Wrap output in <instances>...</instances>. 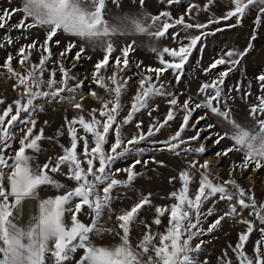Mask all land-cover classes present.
I'll list each match as a JSON object with an SVG mask.
<instances>
[{
	"label": "snow or ice",
	"instance_id": "snow-or-ice-1",
	"mask_svg": "<svg viewBox=\"0 0 264 264\" xmlns=\"http://www.w3.org/2000/svg\"><path fill=\"white\" fill-rule=\"evenodd\" d=\"M216 2L207 0L202 9L195 3L190 4L179 17H174L168 10L156 15L145 11L146 0H130L129 8L134 6L135 11L115 16L112 20L107 18L111 15L109 3L124 13L122 0H22L21 6L0 12V29L9 25L19 13L21 18L12 28L23 30V33L38 28L45 33L42 42L32 40L21 45L15 54L9 53L0 64V69L4 70L0 76L6 73L8 79L14 80L13 91H17V98L10 104L0 99V105L4 106L0 108V264H49V261L51 264H70L72 261L74 264H209L206 258L201 259L204 245L208 243L203 237L218 230L222 221L236 220L237 217H240L238 223L246 225V230L238 234L235 246L230 244L228 248L235 254L238 264H264V201L258 203L253 189L246 190L235 178L237 171L243 174L264 169V74L255 78L260 95L248 108L250 126L235 118L228 103L235 97H227L224 93L226 78L253 50L256 29L264 26V0H227L228 10L221 16H210L206 23L189 22L196 21L199 11H209ZM159 3L172 6L180 4L181 0H159ZM250 15L254 30L247 46L240 51H225L205 68L204 74L208 75L224 66L215 78L199 86L195 97L188 95L181 101L180 96L184 93L168 91L171 85L162 79L165 73L171 71L179 84L185 65L203 38L242 26ZM233 19L234 23H226ZM221 23H225V27L205 31L211 25ZM178 26L186 33L195 29L199 34H186L181 40L179 32L170 34V29ZM61 33L75 39L69 40L56 55L53 47L59 46L60 40H54V37ZM138 35L147 36L152 41L171 35L177 47L152 45L150 51L156 55L160 66H143L142 61H137L136 71L128 76L131 71L129 57L136 50V41L118 48L113 38ZM13 43L9 36L0 42V48ZM89 47L103 53L102 59L93 65L90 81L91 85L105 92L107 99L90 85L84 93V80L89 76L78 80L75 86H69V81L77 77L71 68L65 66L66 63L84 59ZM34 52L39 53L38 63L32 61ZM117 52L119 54L114 56L113 53ZM14 60L23 71L13 66ZM50 64L53 65L51 68ZM109 69H112L110 75ZM134 77L138 78V87L127 115L121 117L124 109L122 97ZM233 90L240 91L239 87ZM65 92L69 95H62ZM86 96L97 101L99 108L86 110ZM251 96L248 91L241 99ZM156 97L167 98L169 107L163 121L153 118L146 133L143 121H138L135 125L137 134L125 139L123 129L134 121L137 113L147 111L151 117L158 110V106L151 105ZM40 100L49 103L66 101L78 113L72 119L65 117L69 146L61 144V152L49 156L43 164L38 162V156L43 153L41 142L53 138L45 136L44 128L37 129L35 114L44 111L43 106L37 104ZM197 110H203V114L190 124ZM178 114L182 115L179 128L166 140H152L150 149L137 147L160 133ZM211 117L216 119L215 123L206 122L197 127ZM217 125L225 130L212 131ZM186 130H194L195 135L185 139ZM201 133H207L203 140H212L213 146L224 140L232 142L231 146L214 153L217 161L230 153L241 154L239 162L230 163L228 179L213 173L212 169L217 165L207 159L203 163L199 159L187 160V167L178 173L181 187L168 196L173 201L171 204L154 205L151 193L140 194L129 208L116 214L118 231L113 233L112 229L101 224L103 215L108 214L111 218L113 201L120 198L114 192L130 189L136 178L142 175L135 171L136 166L143 163L146 168L149 163L137 158L126 168H114L118 160L130 154L140 157L149 150L167 151L176 157H203L207 151L203 142L198 147H191L192 142L201 141ZM151 162L165 166L155 157ZM193 170L198 171V180ZM120 173H125L126 179H118ZM54 174L64 176L74 186L55 179ZM176 179L170 177L169 183ZM247 179L252 180V177ZM193 184L197 185L195 189L191 187ZM48 189H54L57 194L42 198L41 191ZM30 200L36 201V212L28 224L22 226L18 220L25 201ZM220 202H226V211L222 215H218L216 209ZM209 204L211 206L206 207ZM146 207L155 211L150 223L140 220ZM245 210L259 222V228L253 220L243 217ZM81 214L89 217L90 223L83 222L79 218ZM213 216L216 218L205 228V222ZM165 217L167 224L161 231L162 218ZM137 223L143 225L144 231L134 244L132 231ZM153 225L157 231H153ZM254 231L260 233V239L254 242L250 256L245 246ZM105 233L112 235L113 239L118 238L119 242L111 246L97 245L93 238ZM78 251L82 254L76 259ZM219 264H233L227 250L219 258Z\"/></svg>",
	"mask_w": 264,
	"mask_h": 264
},
{
	"label": "rangeland",
	"instance_id": "rangeland-1",
	"mask_svg": "<svg viewBox=\"0 0 264 264\" xmlns=\"http://www.w3.org/2000/svg\"><path fill=\"white\" fill-rule=\"evenodd\" d=\"M207 2V0H181L180 4L168 6L166 3L161 4L159 0H146V8L145 11L156 15L160 11L168 10L172 13L174 17H179L184 13L186 8L190 4H197L200 8H203V5ZM22 0H0V12H3L5 9H11L15 7L21 6ZM124 3V13H121L119 9L114 8V6L109 3V9L111 10V15L107 17L112 20L113 17L119 16L125 13L134 12V6L130 9L129 3L130 0H122ZM228 10L227 0H217L215 4L210 7V10L199 11V14L196 16V21L189 22H201L206 23L207 19L210 16H221L225 11ZM22 14H17L13 17L12 21L9 25H6L4 29H0V42L7 39L9 36L12 37L14 43L12 45H5V47L0 48V64L3 63L6 56L11 53L15 54L16 50L23 44L30 43L32 40L43 41L45 38V33L43 29H31L28 33H23V30H16L12 28V25L19 22ZM187 19V17H186ZM234 19L232 21H228L226 23H234ZM217 27H225V23H221L219 25H211L210 28L205 29V31H214ZM254 30L253 25V17L250 15L244 21L242 26L227 29L223 32H217L215 35H209L207 38H203L202 41L197 45L196 49L193 50L191 57L189 58V62L185 65L184 74L179 84H176L174 77L171 74V71L165 73L162 79L164 81L170 82V87L168 91L184 93L185 95L180 96V100L186 98L188 95H192L195 97L199 86L202 83L210 82L218 71L223 70L224 66H219L216 70H213L212 73L205 75L204 69L207 68L215 59L221 57L225 51L229 49H236L238 51L243 50L250 39V36ZM179 32V39L183 40L186 34H199L195 29L188 30L186 33L179 26L175 29H170V34H174ZM257 39L253 42V50L242 60L241 65L238 68L230 73V75L225 80L224 85V93L227 97H235V100L229 99L228 103L232 106L234 111L235 118L245 126H250L251 121L248 118V108L251 104L256 103V96L260 95L259 85L256 76L259 74H264V26L256 29ZM26 37V38H25ZM55 39L60 40V45L53 47V52L58 55L59 51L63 49L65 44L69 40L75 39L74 37L65 36L62 33L58 34ZM114 42L119 48L125 43H130L132 40L136 41L135 52L130 53V63H131V71L127 73L128 76H132L133 72L136 71L135 64L137 61H142L143 66H160L158 64V59L156 55L150 51V47L155 45L158 48L163 47H177V43L172 39L171 35L166 36L165 38H161L159 41H152L147 36H118L114 37ZM186 42V41H185ZM79 44L80 42L77 41ZM76 49L73 50V53ZM119 53H113V55H118ZM91 57V59H87V57ZM103 53L96 49L95 51L89 47L85 53V58L79 62L69 60L66 63V67L72 69V74L77 77L76 80L69 81V86H75L78 80H84L85 76H89V79L84 80V93L86 94L88 91V86L90 85L93 89H95L101 96H105L107 99V95L102 89L96 88L95 85H91L90 81V73L93 70V65L97 60L102 59ZM55 58V57H54ZM168 59V57H165ZM32 61L34 63H38L39 61V53H35L32 56ZM75 65V67H73ZM13 66L18 71H23L18 65V63L14 60ZM53 65H49L51 68ZM3 69H0V72H3ZM112 69H109V75L111 74ZM60 78L59 73H57V79ZM45 79H47V73H45ZM136 79L130 81L129 90L122 97V103L124 104V109L121 113V117L126 116L129 110L132 96L135 94V91L138 87L136 83ZM15 81L7 78V74L4 76H0V99H4L7 104L12 103L13 100L17 98V91H13V85ZM239 87L240 91H234L233 89ZM47 90V89H45ZM250 91L252 93L251 97H246L245 99H241L243 93ZM62 95L68 96L67 92ZM38 105H42L44 111L38 112L35 114V119L37 120V129L44 128V134L46 137H52L53 140H44L41 142L43 153L38 156V162L43 164L49 156L54 157L56 154L61 152L60 145L69 146V138L67 136V129L64 127L65 125V117L68 119H72L74 116L78 115L77 111L72 107L71 104L66 101L60 102H47L46 100L37 101ZM152 107L158 106V110L152 113L150 117L147 111L142 113H137L135 119L132 123L125 126L123 129V135L125 139L131 138V136L137 134V129L135 127L136 122L143 121V130L146 133L148 126L153 121V118L163 121L167 111L168 104L167 98L165 97H156L151 102ZM84 106L86 110H91L92 108H99V103L91 98V96H86L84 101ZM4 106L0 105V108ZM203 114V110H197L192 119L190 120V124L195 122V119ZM86 115V113H85ZM182 120V115L178 114L177 118L174 121H171L168 126L161 130L160 133L155 135L154 137L149 138L148 141H145L138 145L137 147H143L146 149H150L152 147L151 141H163L166 140L171 134H173L178 128ZM47 121V124H45ZM206 122L215 123L216 119L211 117L209 121H201L200 125L202 126ZM224 128H221L219 125L212 131H224ZM58 132H63L64 135L57 136ZM195 135L194 130H186L183 134V137L187 139L188 137ZM207 133H201V141H194L191 144V147H198L201 142L205 144L207 148L206 153L203 157L200 156H181L176 157L171 153L165 152H154V151H146V153L140 157L135 156L134 154H130L125 156L124 158L118 160L114 168H126L128 167L135 159L139 158L143 162L144 160H148L149 163L145 168L143 163L137 165L135 171L141 173L142 175L138 176L134 181L133 185L130 189H117L114 192V195L120 197L113 201L112 204V214L111 218H109L108 214H105L101 218V224L105 228L112 229L111 225H115L112 229L113 233L118 231L117 229V221L115 219L116 214H118L121 210L129 208L133 201L137 199L140 194H148L151 193L152 203L154 205L163 206L169 205L173 201L168 199V196L171 192L179 189L181 187L180 181L178 179V173L187 167V160L191 159H199L200 163H203L205 159L209 160L210 163L217 165L216 168H213L212 171L215 174H218L222 179H228V171L230 167V163L232 161L239 162L242 159L240 153H230L228 157L223 158L219 161L216 160L214 153L223 148H227L231 146L230 140H224L220 145L213 146L212 140L204 141L203 137L206 136ZM19 136V133H18ZM215 139V137H213ZM58 141V143L56 142ZM160 147L162 145H156ZM13 147H17V145H13ZM183 147V146H182ZM155 157L158 161L164 162V167L159 166L158 164L152 163L151 158ZM66 171V169H65ZM196 175V179H199V173L196 170H193ZM248 176L252 177V180L247 179ZM170 177H177L173 183H169ZM54 178L61 181L62 183L67 184L68 186H74L72 181L67 180L64 176L59 174H54ZM118 179H126L125 173H120L117 177ZM235 178L237 181L247 190L252 188L255 196L257 198L258 203L264 201V169H261L259 172L253 173L251 170L241 174L239 171L235 173ZM254 181V183H253ZM197 185L193 184L191 187L195 189ZM56 191L54 189L42 190L41 197L54 196L56 195ZM211 206V204L206 205V207ZM217 214L222 215L224 211H226V202H220L216 205ZM155 215L154 208L149 209L145 208L142 210L140 215V220L151 222ZM243 217L249 220L254 221V217L249 215V211L245 210L243 212ZM79 218L85 222L90 223V218L81 214ZM216 217H209L208 221L205 222L204 227H207L208 222L214 220ZM70 221V217L67 218ZM163 224L159 230H163L164 225L167 224V217L162 218ZM240 217H237L236 220L226 219L222 221V226L203 237L204 240L208 241L204 245V253L201 259L206 258L209 261V264H219V258L222 256V253L227 250L228 257L232 259L233 264H238L235 258V254L228 248V245H232L233 247L238 241V234L246 230V225L238 223ZM257 228L260 227L258 221H254ZM155 225H153V231H157ZM144 231L143 225L141 223H137L133 226L132 231V241L135 244L137 240L140 238L142 232ZM260 239V233L258 231H254L250 236V242L245 246L246 252L251 256L253 253V244L255 241ZM94 240H97L99 243L113 245L118 243V238L113 239L112 235L105 233L102 237H94Z\"/></svg>",
	"mask_w": 264,
	"mask_h": 264
},
{
	"label": "crops",
	"instance_id": "crops-1",
	"mask_svg": "<svg viewBox=\"0 0 264 264\" xmlns=\"http://www.w3.org/2000/svg\"><path fill=\"white\" fill-rule=\"evenodd\" d=\"M35 212H36V201L34 200L25 201L23 205L22 215L20 219L18 220V223L21 224L22 226L27 225L30 220L31 215L35 214ZM94 242L97 245L111 246V245H108L107 243L106 244L99 243L97 240H94ZM81 254H82V251H78L75 254L76 259H78ZM70 264H74V261L70 262Z\"/></svg>",
	"mask_w": 264,
	"mask_h": 264
},
{
	"label": "bare ground",
	"instance_id": "bare-ground-1",
	"mask_svg": "<svg viewBox=\"0 0 264 264\" xmlns=\"http://www.w3.org/2000/svg\"><path fill=\"white\" fill-rule=\"evenodd\" d=\"M111 227H112V229L115 227V225L113 224V225H111Z\"/></svg>",
	"mask_w": 264,
	"mask_h": 264
},
{
	"label": "built area",
	"instance_id": "built-area-1",
	"mask_svg": "<svg viewBox=\"0 0 264 264\" xmlns=\"http://www.w3.org/2000/svg\"><path fill=\"white\" fill-rule=\"evenodd\" d=\"M49 264H51V261H49Z\"/></svg>",
	"mask_w": 264,
	"mask_h": 264
}]
</instances>
